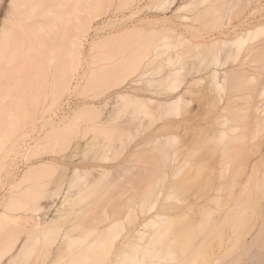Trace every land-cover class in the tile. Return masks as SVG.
<instances>
[{
	"label": "bare ground",
	"instance_id": "obj_1",
	"mask_svg": "<svg viewBox=\"0 0 264 264\" xmlns=\"http://www.w3.org/2000/svg\"><path fill=\"white\" fill-rule=\"evenodd\" d=\"M135 1L0 0V264H211V260L207 262L210 257L204 258L206 261L201 259L202 252L206 251L205 247L201 250L206 236L221 232L219 225L236 228L241 221L247 223L243 220L246 198L243 200L232 193L235 197L229 198L233 202L229 199V203L225 202V207L220 208V196L216 193L220 189L218 182V187L209 189L212 193L206 201L196 202L185 197L183 202L178 194L174 197L180 202L171 200L173 202L160 204L158 198L163 192L162 186L168 183L162 185L167 176L176 183L172 177L181 175L188 161L193 160V157L192 160L187 158V165L183 163L185 167L181 166L182 161L175 163L177 156L185 151L182 148L180 154L176 153L175 139L179 133L176 135L175 128L170 127L178 125L181 128L180 119L184 115L192 113L191 117L195 118L200 110L206 109L202 114L199 112L201 119L204 112L209 116L214 113L204 122L215 127L217 133L214 135L225 144L230 137L228 132L238 127L235 122H242L239 117L245 121L243 126L248 125L252 131L264 127V80H261V72H264V0H148L146 7L149 9L166 10L172 3H180L179 22L169 20L166 23L140 16L142 8L135 6ZM103 7L104 13L112 7L114 11L122 12V16L110 25L106 23L104 37L92 41L95 45L104 41V51L100 47L99 52L98 47L91 46L98 54L104 52V56L100 54L104 57V65H99L97 52L92 53L96 54L94 58H91V52L90 57L84 56L82 46L92 21ZM172 36H175L174 40ZM179 46L183 48H177ZM191 50L194 55L196 53L195 58ZM186 51L195 62L190 59L192 62L189 63L188 53V59L186 55L185 60L182 58ZM93 60L96 64L99 62L97 69L102 66V74L100 77L90 69L93 76L90 78L99 82L104 77L113 84L105 88L104 99L100 102L94 100L98 96L96 87L106 84L99 82L95 86L89 75L90 82L85 80L86 88L81 80H74L79 74L78 68L89 61L94 63ZM182 61L185 62L181 64ZM186 77H190V81L185 80ZM115 80L118 81L114 83ZM197 82L203 85L200 97L196 93L199 84L194 86L195 92L193 86L189 88ZM79 83L81 89H85L83 92L94 86L90 90L95 89L91 92L96 97L94 93L90 94L94 97L89 96L94 101L71 102L67 96L63 98L67 95L65 92L72 93ZM186 93L190 96L186 97ZM193 93L197 94L192 97L199 98L198 102L194 97L195 101L192 100ZM203 100H207L208 104L204 105L210 104V108L202 105V109L198 104L201 109L197 111L195 106L197 113L193 115L191 103H202ZM239 100L244 103L240 104ZM207 109L213 113L209 114ZM234 111L239 112V120L234 117ZM155 122L161 123L160 129L169 127L170 132L159 130L163 131V136L164 132L167 135L162 140L161 132L155 127L157 130L153 131L160 137L149 136L141 144L147 147L158 142L156 148L152 147L154 151L152 145L151 149L147 147L158 156L148 149H141L139 141V144L133 142L144 127ZM195 127L191 128L195 130ZM178 139L181 141L180 137ZM115 142L118 145H113ZM128 144L131 146L128 154L120 157L126 147L129 149ZM137 148L141 150L137 152ZM140 151L153 154L144 153L148 157L142 154L147 157L142 159ZM200 151V154L204 153ZM183 157L186 156L183 155L182 160ZM258 160L254 158V162ZM240 162L238 166L235 164L239 169L243 163ZM193 163L189 167L195 166L197 171L194 170L188 181H183L189 184L184 183L188 191L187 187L192 184L189 179L206 172H201L199 165L193 166ZM141 164L143 166L139 167ZM245 164L247 176L238 173L241 169L233 171L242 174L243 178H264V171H258L253 162ZM138 167H144V173ZM216 167L220 168L219 175L226 165ZM192 168L189 172L184 170L186 173L182 172V177L192 174ZM154 172L158 173L157 178L160 175L158 180H154ZM225 173L229 174V171ZM141 179L144 185H141ZM193 186L194 183L192 188H195ZM176 191L181 190L167 192L162 197L165 201L174 199ZM257 198L256 191L249 195L252 208V218L251 214L248 216L251 218L250 235L247 240L244 236H240V240L237 238L238 243L242 241L246 246L260 238L264 230V191L260 199ZM256 200L258 205H255ZM208 201L214 207L215 203H220L217 206L222 211L217 207L208 209ZM196 207L203 208L202 212H218L213 218L210 216L212 222L208 221L207 214L204 215L206 219L203 216L207 224L203 217L199 221L191 219L192 223L190 219L184 220L188 218L187 211H194L192 209ZM194 212L195 215L198 213ZM176 220L187 224L182 226L184 222L179 221L180 227ZM225 234L222 239L220 234L217 236L221 245L226 246L224 252L229 250L227 239L232 238V232ZM219 252L213 253L211 259L214 260L216 254L220 256ZM215 262L218 264L219 261Z\"/></svg>",
	"mask_w": 264,
	"mask_h": 264
},
{
	"label": "rangeland",
	"instance_id": "obj_2",
	"mask_svg": "<svg viewBox=\"0 0 264 264\" xmlns=\"http://www.w3.org/2000/svg\"><path fill=\"white\" fill-rule=\"evenodd\" d=\"M147 1L148 0H136L135 1V6H139L140 8H142L141 10H140V13H139V15L140 16H142V17H149L152 21H154V22H159V23H161V22H163V21H165V23L166 22H168L169 20H171V21H175V22H179V18H178V14L180 13V9H179V4L180 3H178V2H174V3H172L171 5H170V7L168 8V9H166V10H161V9H149V8H147L146 7V3H147ZM126 12H128L127 10H125V13ZM189 12V11H188ZM122 12H120V11H114L113 10V8L112 7H110L105 13H104V7H103V9L100 11V12H98V15L94 18V20L92 21V23H91V28H90V30H89V34L87 35V39L86 40H84L83 42H84V44H83V46H82V50H83V55L84 56H88V57H90L91 55H93L92 53H96L97 54V61H98V59H99V62H100V64L99 65H104V63H103V60H104V57H102L100 54L104 51V47H102V46H104V44H102L103 42H99V44L98 45H95V44H92L95 40L96 41H98V39H100L101 37H104V26H105V24L107 23V25H110L115 19H119L122 15ZM134 18H136L135 16H134ZM115 22V21H114ZM171 33H173V32H169V34H171ZM171 39H175V36L173 37H171ZM93 41V42H92ZM95 41V42H96ZM91 46H93V48H94V46L95 47H98L97 49L99 50V48L101 47V49L100 50H103V51H101V53L100 54H98V50H94ZM181 46V45H180ZM177 47V48H181V47ZM176 48V49H177ZM182 48H183V46H182ZM181 48V49H182ZM92 49V50H91ZM96 49V48H95ZM93 50H94V52H93ZM100 50H99V52H100ZM96 51V52H95ZM193 51V52H192ZM90 52H91V55H90ZM191 52H192V54H193V56H194V58H195V56H196V53H195V55H194V50H191ZM190 52V53H191ZM104 53V52H103ZM103 53H102V55H103ZM189 54V51H186V52H184V54H183V57L182 58H184L185 57V55L186 54ZM96 54H94L93 56H91V58H94V56H96ZM187 54V55H188ZM187 55H186V57L185 58H187ZM104 56V55H103ZM188 56H190L191 58H189V61H190V59H192V61L193 62H195L196 60L193 58V56H191L190 54L188 55ZM96 58V57H95ZM100 58H102V59H100ZM181 58V60H183ZM185 58H184V60H185ZM187 58V59H188ZM194 59V60H193ZM87 60H90V58H87ZM101 60V61H100ZM94 61V63H92L91 61H89V63H91V64H89V63H87V64H85V63H83L79 68H78V72H79V74L78 75H76V78L74 79V80H81L80 82H81V84H82V86L84 87V88H86L85 86H87V82L89 81L90 82V80H92V82H95V81H93V80H95V79H91L90 77H92L93 78V76H92V72L90 71V69L91 70H93L94 69V71L93 72H95L96 74H99L100 75V77H101V74H102V72L100 71L101 70V68H102V66H101V68L99 67L98 69H97V67L99 66L98 65V63L96 64V60H93ZM192 61H190L189 63H191ZM88 62V61H87ZM102 62V63H101ZM183 62H185V61H182L181 62V64L183 63ZM188 62V60H186V63ZM188 63V64H189ZM89 64V65H88ZM185 64V63H184ZM183 64V65H184ZM88 65V66H87ZM91 65V66H90ZM187 65V64H186ZM91 67H94V68H91ZM90 71V72H89ZM103 73H104V71H103ZM262 74H261V80L263 79L264 80V72H261ZM89 75V78H90V80H88L89 78L87 77ZM91 75V76H90ZM187 79H185V80H188V81H190V77H186ZM85 80H87V82L85 81ZM97 81V80H96ZM101 84L103 83L104 85H105V87H103V85H100L99 84V82H95V83H92V84H94L95 86H97L96 85V83H98L99 85V87H96V88H98V90L101 88V86L103 87V90H102V88H101V90H97L96 89V95H98L97 97H99V98H97L96 97V95H95V93L94 92H91L92 90H94L95 91V89H92V90H90L92 87H94V86H92L89 90H90V93L86 90V92H88V93H86V92H83V91H85V89L84 90H82L81 88H82V86H81V84H80V86H78V88L77 89H75L72 93H70V94H68L67 92H65L64 93V95L65 94H67V95H65V96H63V98L64 97H66V98H69L70 99V101L72 102V101H76V102H78L79 100H93L92 98L90 99L89 98V96H92L93 94L92 93H94V95H95V101H97L98 102V100H99V102L100 101H102L104 98V94H102L103 93V91L105 90V88H108L109 86L111 87L113 84H112V81L110 82V80H104V77H103V80L101 79V80H98ZM107 81H108V83H107ZM116 81H118V80H115V81H113L114 83L116 82ZM85 82H86V84H85ZM83 83H84V85H83ZM194 83V82H193ZM192 83V85H190L189 86V88L190 87H192L193 89L195 88L194 86H197L198 84H199V86L198 87H196V91H197V89H198V91L199 92H196L197 94H199V97H200V91L201 90H203V85H201V83H199V82H197L196 83V85H194ZM204 84V83H203ZM186 85L188 86V84L186 83ZM88 86H90L89 84H88ZM108 86V87H107ZM193 89H191V90H193ZM115 90V89H114ZM114 90H112L113 92H114ZM97 91L99 92V94L101 95V97H100V95L99 94H97ZM111 91V92H112ZM193 92H195V89L193 90ZM146 93V94H145ZM190 93H192V92H190ZM88 94V95H87ZM90 94H92V95H90ZM142 94L143 95H148V93L147 92H142ZM187 94H189V93H186V97H188V96H190V95H187ZM197 94H195V93H193V94H191V97H192V95H197ZM201 95H202V92H201ZM87 96H88V98H87ZM81 97V98H80ZM85 99H84V98ZM92 97H94V96H92ZM195 99H196V102H198L199 101V98L197 99V97L196 96H193ZM192 97V100L194 99ZM65 98V99H66ZM103 98V99H102ZM190 98V97H189ZM97 99V100H96ZM195 99H194V101H195ZM203 99H206V98H203ZM93 100V101H94ZM198 100V101H197ZM200 100H202L201 98H200ZM193 101V102H194ZM192 102V103H193ZM191 103V105L193 106V108H192V106H190L191 108V110H192V112H193V109H194V111L196 110V107H198L197 108V111H198V109H204V107L203 106H205L204 105V103H207V100L206 101H204L203 100V102L202 103ZM239 103H240V100L238 101ZM242 103H244V101L242 100L241 101ZM242 103H240V104H242ZM197 104V105H196ZM198 104H199V106L201 105V108L198 106ZM208 104V103H207ZM203 105V106H202ZM210 105V104H209ZM209 105H207V106H205L206 108L207 107H209ZM196 106V107H195ZM195 107V108H194ZM189 108V107H188ZM210 108V107H209ZM206 109H204V110H200L199 112L202 114V112L203 111H205ZM197 111H195V113L193 114V115H195L196 113H197ZM207 111H208V109H207ZM237 111V110H236ZM236 111H234L233 113L235 114V116L234 117H236L237 116V118H238V116H240L238 113L239 112H236ZM197 113V115L199 116V119L197 118L196 119V117H198L197 115H196V117L194 118L193 116L191 117V114L189 115L188 114V116H187V114H186V116L184 115L181 119H180V123H181V128H180V126H178V125H174L173 127L171 126L170 128H175V131H177V133H176V135H178V133H179V135L178 136H176L177 138L175 139V142H177L176 143V145L178 146H176L175 148H176V153H178V154H180L181 153V151H182V148L184 149L183 151H185L184 153L186 154H184L183 152H182V154H180L179 156L181 157V159H179L180 157H178L177 156V162L175 161V163H178L179 161H182V165L181 166H183V163L184 164H186L187 163V161L189 160V159H191L192 160V157H193V160L191 161V163H189V161H188V166H186V165H184L183 167H185L184 168V170H186L187 171V169H188V172H189V169H191L189 166H192V162H194L193 163V166L196 164L197 166H198V168H200L201 169V172H202V170H206V172L205 171H203L202 173L204 174V177H203V179H202V177L201 176H203L202 175V173H199L197 176H192V177H194L195 178V180H196V178H198L197 180H199V181H195L194 180V178H192V179H189L190 180V183L192 182V184H190V186H188L187 187V189H190L189 191L188 190H185L186 189V185H189V184H186L185 182L186 181H188V177L190 178V176L191 175H193L194 173H195V171H197V170H195L194 169V167L192 168V174H190V175H188V176H186V175H183V177H182V174H184V173H182V172H185L184 170H182V167H180L181 169H180V172H181V170H182V172H181V175L180 174H175V176L174 177H172V179L176 182V183H174L172 180H171V178H170V175L169 176H167L168 178H166L168 181H165L164 180V182H163V184L162 185H164L166 182H168V183H166L164 186L166 187L167 186V188H165L164 186H162V194H160V197L158 198L159 200H158V203L160 202V204L163 202V203H167V202H173L174 200L175 201H177V202H180V201H178V199H175V197L174 196H176V198H177V195L178 196H181L180 198H179V200H181L182 199V201L184 202V200H186V198L185 197H189V198H191V201H196V202H202V201H206L207 200V198L209 197V195L212 193V192H210V190L212 189L213 190V188L215 187H218L217 185L219 184L220 185V189L216 192L219 196H220V208L221 207H225V202L227 203L228 202V200L230 199V198H234L235 196H234V194H232V193H235L236 195L238 194V196H239V198H241V199H243V200H245V198H246V200H245V203H244V205H243V207H244V217H243V220H244V223H246V224H243L242 223V221L241 222H239V224L236 226V228H231L230 226H228L227 224L226 225H219V228H220V231L221 232H216L215 231V233H218V234H220V239H222V237L223 238H225L226 237V232L228 233V231H231L232 232V238L229 240V239H227V246H228V248H229V250H227L226 252H224V250H225V248H226V246H224V245H221V243H220V241H219V236H218V234H216L217 236H215V233L213 234V232H211L213 235H210V236H206V239H205V241H204V244H202V245H204V246H202V248H201V250H203V249H205L206 248V251H201L202 252V254L203 253H205L206 252V254H207V256H206V254H205V256H202V254H201V259H206V258H209L210 257V259H207V262H209L210 260V262H211V264H214L213 262L216 260V262L215 263H217L218 261V264H251L252 262V264H256V263H258V264H264V260H262V258H264V230H263V234L261 235H259V237L260 238H263V239H260V238H257V240L253 243V244H250V246L249 245H247V246H249V249H248V247L246 246V245H244V244H242V241L240 242L239 241V243H238V239L240 240V236H244V237H246V240H247V238H248V236L250 235L249 234V226L250 225H248V224H250V221H251V218H252V208H251V201H250V199H249V195L250 194H252L253 195V193H255V191H256V193H257V199L259 200L260 199V197H261V193L264 191V178H259V179H255V178H252V179H249V178H247V177H245V176H247L246 175V171L248 170V166L245 164L246 162H247V164L249 163V161H250V163L252 164V162L255 164V167L257 168V169H259L258 171H261V172H263L264 171V148H262L263 146H264V140L262 139V138H264V127L262 128V129H260V130H258V131H252V130H250L251 128H249V126L247 125V126H243V125H245V123H242V122H245L241 117H239L240 118V120L242 121V122H240V121H236L235 123H237L238 124V127H239V125H241L240 127L241 128H239V131H238V127H237V129L236 130H234V131H230V132H228V134H229V139H227V143L225 144L224 142H220V141H218L217 140V138H216V133H217V131L215 130V127L213 126V125H209V124H207L206 122H204V119H211L212 117H213V112H212V110L211 111H208V112H210L209 114H212L211 116H209L208 114H207V112H204V113H206L205 114V116L204 115H202L203 117H205V118H203L202 116H201V119H200V113ZM236 112V113H235ZM241 112V111H240ZM190 113V112H189ZM203 113V114H204ZM232 113V112H231ZM168 115V117H170V115L169 114H167ZM208 116H209V118H208ZM168 117L166 118L165 116L163 117V118H165V119H168ZM188 117V118H187ZM207 117V118H206ZM211 117V118H210ZM185 118V119H184ZM239 118L237 119V120H239ZM193 119V120H192ZM161 120V119H160ZM162 120H164V119H162ZM202 120V121H201ZM184 121V122H183ZM187 121V122H186ZM186 122V123H185ZM242 123V124H240V123ZM160 122H158V123H156L155 122V124H151L152 126H147V127H144L145 128V131H144V128L141 130V133H139L138 135H137V137H135L136 139L135 140H133V142H135V143H138L137 141H139V145H142V148L141 149H151L152 147H154V148H156L155 146H157L156 144H158V142H155V143H153V144H149V145H147V147H145V146H143V144H141V143H143L144 141H145V139H147V137H149V136H152L153 137V135H154V137L157 135V134H159L158 132H161V134H159L160 136H161V138H162V140H163V137H165V136H167L166 134H165V132H164V135L165 136H163V134H162V132L163 131H168V132H170L169 131V127H167V128H162V129H164L163 131H159V130H162V129H160V128H158V126H160V124L161 123H163V121H161V123L159 124ZM180 123H179V125H180ZM189 123V124H188ZM197 124H198V126H197ZM205 124H207V126L205 125ZM236 124V125H237ZM182 125L184 126V127H182ZM187 125V126H186ZM189 125H191V127L193 128L194 127V125H196V127H197V129H196V127H195V130H193L191 127H189ZM200 125H202V127L200 128ZM204 126V127H203ZM158 129H156V128ZM246 127V128H245ZM248 127V128H247ZM169 128V129H168ZM183 128V129H182ZM191 128V129H190ZM210 128V129H209ZM157 130L155 133H154V131L153 130ZM135 130V129H134ZM171 130H173L174 131V129H171ZM209 130V131H208ZM248 130V131H247ZM137 131V130H136ZM174 131V132H175ZM199 131V132H198ZM206 131H207V133H206ZM211 131V132H210ZM252 131V132H251ZM138 132H140L139 130L137 131V133ZM246 132V133H245ZM133 133H136V132H134L133 131ZM136 133V134H137ZM167 133V132H166ZM210 133H212L213 135H209ZM135 134V135H136ZM168 134V133H167ZM170 134V133H169ZM172 135L174 134V133H171ZM170 134V135H171ZM206 134V135H205ZM215 134V135H214ZM159 135H157L158 137H160ZM202 135H203V137H202ZM246 135V136H245ZM245 136V137H244ZM181 138V141L178 139V138ZM214 137V138H213ZM235 137H237L236 139H235ZM242 137L244 138L243 140H242ZM261 137V138H260ZM184 138H185V141L183 142L182 140H184ZM203 138V139H202ZM238 138H239V141H238ZM187 139V140H186ZM253 140V142H252V140ZM161 140V139H160ZM178 140V141H177ZM209 140V141H208ZM236 140V141H235ZM260 140H262V141H260ZM143 141V142H142ZM179 141H180V143H179ZM195 141V142H194ZM218 141V142H217ZM238 141V142H237ZM243 141V142H242ZM118 142V141H117ZM117 142H115L113 145H118V143ZM133 142H131V143H133ZM174 142V143H175ZM199 142V143H198ZM204 142H206V143H204ZM242 142V143H241ZM130 143V145H132ZM251 143L252 144H254V145H252V146H254V147H252L251 146ZM134 144V143H133ZM180 144H182V147H181V145ZM185 144V145H184ZM210 144V145H209ZM263 146H262V145ZM129 145V144H128ZM128 146L129 147V149L126 147L125 148V150H123V152L121 153V155H120V157L121 156H126L127 154H128V152L127 151H129L130 150V147L131 146ZM138 145V146H139ZM150 145H152L151 146V148H150ZM154 145V146H153ZM183 145L185 146V147H183ZM209 146L210 148L211 147H214V149H218V148H220L217 152H216V150H214L213 148V150L212 149H210L209 147H207V146ZM190 146V147H189ZM200 146V147H199ZM203 146H204V148H203ZM221 146V147H220ZM255 146H257V147H255ZM113 147V146H112ZM143 147H145V148H143ZM188 147V148H187ZM202 147V148H201ZM252 147V148H251ZM201 148V149H200ZM208 148V150L206 151V149ZM257 148V149H256ZM140 148H137L136 149V151L138 152L139 150H141ZM147 150V151H152L153 150V148H152V150ZM158 149V148H157ZM157 149H155V150H157ZM261 149H262V151H261ZM199 150H201L200 152L201 153H203V154H200L199 153ZM212 150V151H211ZM252 150V151H251ZM253 150H255V151H253ZM259 150H260V152H259ZM125 151V152H124ZM154 151V150H153ZM152 151V152H153ZM197 151H198V153H197ZM141 152V156L140 157H142V159H144V158H146L147 159V155L149 154H147L146 152H142V151H140ZM150 153V154H153V153H155V152H153V153ZM212 152V153H211ZM215 154H214V153ZM258 152V153H257ZM261 152H263L262 154H261ZM127 153V154H126ZM144 153H146L147 155H145ZM209 153V154H208ZM211 153V154H210ZM217 153V154H216ZM218 153H220V155H221V158H219V154ZM222 153V154H221ZM142 154L143 155H145V156H147V157H144V156H142ZM149 154V155H150ZM155 154H157V153H155ZM230 154V155H229ZM260 154H261V156H260ZM139 155V154H138ZM186 156L185 158H184V160H182V156ZM202 155V156H201ZM215 155H217V156H215ZM263 155V156H262ZM152 156V155H151ZM156 156V155H155ZM157 156H158V154H157ZM156 156V157H157ZM199 156H201L200 158H199ZM254 157L255 158V160H261V161H259L258 160V162L257 161H255L254 162V158H252L251 160H249L251 157ZM144 157V158H143ZM156 157H154V158H156ZM194 157H197L198 159H195ZM217 157V158H216ZM261 157H262V159H261ZM18 158V157H17ZM187 158H189V159H187ZM208 158V159H207ZM220 160H219V159ZM224 158H226L227 160H228V163L226 162L227 160L226 159H224ZM240 158H242V159H240ZM243 158H244V160H246V162L243 160ZM256 158H258V159H256ZM19 159V158H18ZM139 159V158H138ZM141 159V158H140ZM140 159L138 160V161H140ZM185 159H187V160H185ZM200 160H201V162L202 163H200ZM205 160L207 161L206 163H208V164H206L205 163ZM231 160V161H230ZM239 160V161H238ZM240 160L243 162L240 166V169H241V171H239L238 173H244L245 174V176H244V178L242 177L243 175L242 174H236L235 172H236V170H235V172L233 171L235 168L236 169H239L238 167H236V166H238L241 162H240ZM186 161V162H185ZM210 161H212V162H210ZM224 161V162H223ZM230 161V162H229ZM141 162V161H140ZM197 162H199V163H197ZM204 162V163H203ZM233 162H235V163H233ZM245 162V163H244ZM256 162H257V164H256ZM212 163H214V164H212ZM230 163L232 164V165H230ZM238 163V164H237ZM139 164V163H138ZM201 164V165H200ZM220 164H223V165H226V168H225V171H229V174H227V173H225V171L223 172V173H225V175L224 176H220V175H223V173L221 174V173H219V175L217 174L218 172H219V169L220 168H218V167H216L217 165H219V167H220ZM235 164H236V166H235ZM145 165H147V162L145 163ZM202 165H205V166H203V167H201ZM229 165V166H228ZM249 165V164H248ZM139 167L140 166H143L142 164L141 165H138ZM214 166V167H213ZM138 167V168H139ZM145 167V166H144ZM144 167H141V169L139 168V170H141L143 173H144ZM189 167V168H188ZM197 168V167H196ZM215 168H216V170H215ZM227 169V170H226ZM230 169V170H229ZM239 169V170H240ZM245 169H247V170H245ZM195 170V171H194ZM213 170H214V172H213ZM218 170V171H217ZM263 170V171H262ZM168 171H170V169L168 170ZM194 171V172H193ZM208 171V172H207ZM245 171V172H244ZM142 172H140V173H142ZM187 172V173H188ZM198 172H200L199 171V169H198ZM198 172H196V174L198 173ZM233 172V173H232ZM142 173V174H143ZM155 173V172H154ZM157 173V172H156ZM156 173H155V175L154 176H156ZM169 173V174H170ZM179 173V172H178ZM186 173V172H185ZM141 174V175H142ZM158 174V173H157ZM189 174V173H188ZM195 174V175H196ZM205 174H209V175H205ZM232 174H234V175H236V176H231ZM144 175V174H143ZM177 175V176H176ZM180 175V176H179ZM200 175V176H199ZM239 175V176H238ZM160 176V175H159ZM159 176H158V178H157V176H156V178L154 177V180H158L159 179ZM185 176V177H184ZM206 176H209L210 178H208V177H206ZM144 177V176H143ZM179 177V178H178ZM214 177V178H213ZM239 177H241L243 180H245V182L243 181L242 182V179H240ZM185 178V179H184ZM199 178H201V179H199ZM220 178V179H219ZM223 178V179H222ZM228 178V179H227ZM230 178H232V179H230ZM142 179H144L145 180V177L144 178H142ZM141 179V185H144L145 184V182H143V180ZM229 179L231 180V183H230V181H229ZM235 181H234V180ZM201 180H203V181H201ZM207 180V181H206ZM222 180L224 181L223 183H222ZM225 180L226 181H228L227 183H225ZM146 181V180H145ZM179 181H181V182H179ZM183 181H185V182H183ZM213 181V182H212ZM162 182V181H161ZM171 182H173V188L171 187L172 185H169ZM202 182H205V183H202ZM208 182H210L209 184H208ZM212 182V183H211ZM217 182H218V184H217ZM180 183H183V186L180 184ZM186 185H185V184ZM193 183L195 184V186H193V187H195V188H192V185H193ZM221 183V184H220ZM228 183H230V186H226V184H228ZM234 184V185H231V184ZM159 184H160V182H159ZM177 184H180L181 186H182V188H181V186L179 187H175L174 188V186H177ZM203 184V185H202ZM208 184V185H207ZM217 184V185H216ZM229 185V184H228ZM248 185V186H247ZM160 186H161V184H160ZM171 187L172 188V190H170V188L169 187ZM197 186V187H196ZM214 186V187H213ZM183 187H185L184 188V190H182L183 189ZM192 188V191L193 192H191V188ZM230 187V188H229ZM211 188V189H210ZM214 188V189H215ZM221 188H223V190L221 189ZM165 189H168V191L170 190V191H173V192H175V190L177 189H179V190H181L180 192H182V191H185V192H182L183 194H181L179 191V193L176 191V195H174L173 194V197H174V199H169V200H164V196H165V194L168 192L167 190H166V192L164 191ZM175 189V190H174ZM210 189V190H209ZM211 190V191H212ZM221 190V191H220ZM169 191V192H170ZM186 191H188L187 192V194H186ZM229 191H230V193L231 194H229ZM232 191V192H231ZM165 192V193H164ZM168 192V193H169ZM239 192H241L242 194H244V196H245V194L247 195V193H248V195H247V197L245 196V197H242V194L241 193H239ZM247 192V193H246ZM164 193V194H163ZM260 193V194H259ZM187 195V196H185V195ZM229 194V195H228ZM167 195V194H166ZM183 195V196H182ZM232 195V196H231ZM163 196V197H162ZM238 196H237V198H238ZM230 197V198H229ZM184 199V200H183ZM171 200H173V201H171ZM190 200V199H189ZM232 200V201H231ZM165 201V202H164ZM188 201V200H187ZM186 201V202H187ZM222 201H224V203H223V205H222ZM230 203H232L233 202V199H230ZM229 203V202H228ZM257 203V204H256ZM160 204H158V205H160ZM219 205L218 203H215L214 205ZM211 205V206H210ZM215 206V207H217V210H218V208H219V206ZM247 205V206H246ZM254 205V204H253ZM255 205H258V202H257V200L255 201ZM207 206H209V207H207L208 209L210 208H212V210L214 209L215 210V207L213 206V203L210 201H208V204H207ZM213 206V207H212ZM219 208V209H220ZM251 210H250V209ZM201 209H203V208H198V207H196V208H194V209H192V210H194V211H196V215H195V212L194 211H187V216H188V218H184V220H186V219H192L193 221L194 220H196V219H198V221L199 220H201L202 219V217L204 216V215H206V217L207 218H209V220L208 221H211L210 220V216L213 218V216L215 215V213L216 212H218V211H222V209H220V210H216L215 212H207V210H206V208H204V210H206V212L204 211V212H202L201 211ZM249 210L251 211V212H249ZM256 211H257V206H256ZM191 213V214H190ZM192 213H193V215H195V216H193L192 215ZM209 214V215H208ZM251 214V215H250ZM201 216V218L199 219V217ZM251 216V218L250 217H248V216ZM186 216V217H187ZM198 216V217H197ZM209 216V217H208ZM178 217V216H177ZM194 217H197V218H194ZM205 217V216H204ZM204 217H203V221H205L206 223L205 224H207L208 223V221L207 220H205L206 219V217H205V219H204ZM211 218V219H212ZM179 219V218H178ZM181 219V218H180ZM245 219H246V222H245ZM181 220H183V218L181 219ZM181 220H179L180 222H184V225L182 224V226H185V224H187V223H185L186 221H181ZM190 221V223H192L193 221ZM179 221H177L176 220V222L177 223H179ZM187 222H189V221H187ZM212 222V221H211ZM211 222H210V224H211ZM240 223H241V225H240ZM178 224H174V227H179L180 226V223H179V226H177ZM181 227V226H180ZM223 230H225V233H224V231ZM249 231V232H248ZM224 234H223V233ZM211 233H209V234H211ZM240 233H242L241 235H240ZM223 235V236H222ZM238 238V239H237ZM237 239V241L234 243V241ZM242 239V238H241ZM207 241V242H206ZM262 241V242H261ZM206 242V243H205ZM238 243V244H237ZM256 243V244H255ZM259 243V245H257ZM219 245H221V247H219ZM260 245H262V246H260ZM205 247V248H204ZM246 248V249H245ZM219 250H222L221 251V253L219 252ZM258 250V251H257ZM216 252H219L220 253V256L221 255H223V256H219V254L217 255H215V259L213 260V259H211L212 257H213V253H216ZM253 252H254V254H253ZM208 254H209V256H208ZM258 254V255H257ZM225 255H226V257H225ZM253 255V256H252ZM263 255V256H262ZM218 258H217V257ZM220 257V258H219ZM223 257V258H222ZM259 258H261V259H259ZM200 259V260H201ZM203 260V261H206V260ZM219 259V260H218ZM218 260V261H217ZM258 260V261H257ZM213 261V262H212ZM257 261V262H256ZM200 262V261H199ZM201 262H202V260H201ZM209 262V263H210ZM247 262V263H246ZM256 262V263H255ZM201 264H205V263H201ZM206 264H208V263H206Z\"/></svg>",
	"mask_w": 264,
	"mask_h": 264
}]
</instances>
